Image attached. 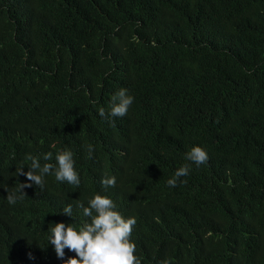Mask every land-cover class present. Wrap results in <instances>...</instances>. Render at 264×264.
Wrapping results in <instances>:
<instances>
[{
	"label": "trees",
	"instance_id": "16d2710c",
	"mask_svg": "<svg viewBox=\"0 0 264 264\" xmlns=\"http://www.w3.org/2000/svg\"><path fill=\"white\" fill-rule=\"evenodd\" d=\"M121 88L127 114L100 117ZM63 150L78 187L50 174L8 203L29 156ZM96 194L135 217L141 264H218L211 244L237 254L223 264H264V0H0V264H66L48 232L88 222L77 203ZM216 219L243 244L207 240Z\"/></svg>",
	"mask_w": 264,
	"mask_h": 264
},
{
	"label": "clouds",
	"instance_id": "9594fccd",
	"mask_svg": "<svg viewBox=\"0 0 264 264\" xmlns=\"http://www.w3.org/2000/svg\"><path fill=\"white\" fill-rule=\"evenodd\" d=\"M134 102V97L127 94V90L121 88L111 99V109L108 113L101 107L99 116L111 119L123 117ZM92 146H89V156L92 154ZM51 152L43 156L44 161L52 160ZM197 167L206 164L209 157L201 147L194 146L186 153L185 157ZM31 167L27 172L23 168L17 170V176L23 175L31 183H19L15 191L9 192L7 200L9 204H15L17 200L23 199L26 194L23 191L33 185H44V178L47 175H54L58 182H67L70 185L79 186V174L75 170L73 153L70 150H63L55 157V164L44 163L41 166L38 158L29 156ZM189 165H183L177 169L174 176L167 181L168 186L176 187L181 177L189 175ZM105 188L116 186V177H106L101 180ZM77 207L82 209L83 216L89 218L77 229L71 223H56L51 229V236L48 232V241L53 246L58 258H64V250L67 249L75 254L67 259L66 264H141L140 259L135 255L136 244L130 240L131 233L137 223L135 217L124 218L115 210L114 202L107 196L94 195L85 207L83 202H78ZM63 214L72 216V205L69 204L63 209ZM219 234L225 241L233 244V232L243 244L246 239V231L242 225L235 222L229 225L228 221L216 219L211 226L203 224V236L207 234ZM208 240V239H207ZM210 243V242H209ZM211 244V243H210ZM213 258L216 263L223 264L235 259L237 254L231 249H222L211 244ZM161 264H168L166 261Z\"/></svg>",
	"mask_w": 264,
	"mask_h": 264
}]
</instances>
